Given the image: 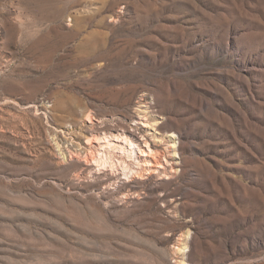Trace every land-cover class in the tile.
Instances as JSON below:
<instances>
[{"label":"rangeland","instance_id":"374dc122","mask_svg":"<svg viewBox=\"0 0 264 264\" xmlns=\"http://www.w3.org/2000/svg\"><path fill=\"white\" fill-rule=\"evenodd\" d=\"M0 264H264V0H0Z\"/></svg>","mask_w":264,"mask_h":264}]
</instances>
